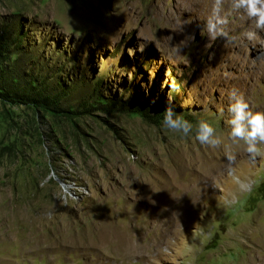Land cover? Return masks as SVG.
Wrapping results in <instances>:
<instances>
[{"label":"rangeland","instance_id":"374dc122","mask_svg":"<svg viewBox=\"0 0 264 264\" xmlns=\"http://www.w3.org/2000/svg\"><path fill=\"white\" fill-rule=\"evenodd\" d=\"M207 3L0 0L10 75L69 111L0 101V264H264V144L227 123L233 90L264 111V31L223 0L213 38Z\"/></svg>","mask_w":264,"mask_h":264},{"label":"clouds","instance_id":"9594fccd","mask_svg":"<svg viewBox=\"0 0 264 264\" xmlns=\"http://www.w3.org/2000/svg\"><path fill=\"white\" fill-rule=\"evenodd\" d=\"M233 12L243 11L255 23V28L264 31V0H231ZM223 0H214L211 14L206 20V29L213 38L228 37L225 31L229 20L222 14ZM243 35L249 40H255V31H246ZM232 103L228 107L231 114L227 123L230 125V139L235 143L243 141L247 153L255 158L261 152L260 145L264 144V111H253L242 94L236 90L229 93ZM164 125L173 131L181 132L184 135L192 131V124L175 110L168 106L163 114ZM196 139L201 145L217 148L222 144V137L216 134L215 128L205 120L198 122ZM233 160L234 156H229Z\"/></svg>","mask_w":264,"mask_h":264},{"label":"trees","instance_id":"16d2710c","mask_svg":"<svg viewBox=\"0 0 264 264\" xmlns=\"http://www.w3.org/2000/svg\"><path fill=\"white\" fill-rule=\"evenodd\" d=\"M4 32L5 30L0 27V101L9 105H24L53 116L69 113L58 104L56 98L43 94L32 82L21 84L10 75V68L5 64L10 49Z\"/></svg>","mask_w":264,"mask_h":264},{"label":"bare ground","instance_id":"6f19581e","mask_svg":"<svg viewBox=\"0 0 264 264\" xmlns=\"http://www.w3.org/2000/svg\"><path fill=\"white\" fill-rule=\"evenodd\" d=\"M182 1V0H181ZM200 1L201 3L205 4L206 2H208V9L212 7L213 5V0H197V2ZM187 6V7H186ZM179 9L184 10V9H188L190 8V6H188L186 3L181 2L180 5L178 6ZM169 21L174 25V26H180V24L176 21H174V19L172 17H170ZM249 26H251V24L249 23ZM253 27V26H252ZM256 264V263H255Z\"/></svg>","mask_w":264,"mask_h":264}]
</instances>
